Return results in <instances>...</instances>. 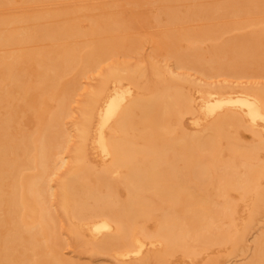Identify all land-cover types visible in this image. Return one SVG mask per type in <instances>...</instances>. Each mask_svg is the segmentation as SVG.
<instances>
[{"label":"bare ground","instance_id":"obj_1","mask_svg":"<svg viewBox=\"0 0 264 264\" xmlns=\"http://www.w3.org/2000/svg\"><path fill=\"white\" fill-rule=\"evenodd\" d=\"M152 2L162 26L153 37L156 50L165 49L176 68L208 76L264 73V0ZM102 7L88 28L79 22L88 14L69 8L0 16V47L7 46L0 54V264H80L63 257L60 221L50 204L51 177L69 143L65 119L80 78L115 52H140L131 29L151 23H128L124 10ZM193 20L208 23L194 29ZM38 41H49L40 46L48 49H23ZM14 45L22 48L9 50ZM148 61L150 78H143V65L126 59L109 65L86 93L73 166L58 184L61 215L68 224L72 219L69 236L76 234L81 250L113 255L119 264H170L177 253L196 259L226 244V264H264V227L257 225L264 217V84H203L154 57ZM186 115L197 130L185 129ZM24 116L36 119V130L20 131ZM240 128L258 141L242 144ZM88 144L105 162L100 170L87 162ZM232 192L249 200L246 214L238 215ZM240 253L248 257L235 262ZM215 256L201 264H220Z\"/></svg>","mask_w":264,"mask_h":264},{"label":"rangeland","instance_id":"obj_2","mask_svg":"<svg viewBox=\"0 0 264 264\" xmlns=\"http://www.w3.org/2000/svg\"><path fill=\"white\" fill-rule=\"evenodd\" d=\"M152 1L153 0H39V1H37V0H25V1H23V0H12V2H10V3L9 2H7V3L3 2L2 4H0V16H2V15L4 16L6 14H11V16H15V15L20 16V15H22V13L23 14H31V12L32 13L37 12L38 14H40L42 12V14H44L43 12H46V11L48 12V13L46 12L47 14H50L49 11L53 12L55 10H60V12H61V10L64 11L65 8L67 9V11L70 10L72 12H75L74 10H76V12H78L80 10L79 12H81V15H79V16H82L83 13L88 14V16L87 15L82 16L83 19H81V17H79L80 25L83 28H88L92 22L91 19L93 17H96L95 15H97L98 12L99 13L101 12V10L103 8L102 6L108 5V4H112V5H114V7L116 6V8L119 7L120 10H124L123 11L124 13L127 12L123 17L125 22L129 23V22L135 20V22L137 23L138 21L143 20V19H148L151 21V23H149L148 25H142V26L138 25V23H137L131 29V31L134 34L138 35L139 39L141 40L142 48L140 49V52L134 53L131 51H126V54L123 53V51L122 52L121 51L115 52L116 54L114 53V54H111L110 56H108V58L103 63H101L97 69L87 71V73L80 78L82 85L80 84L81 87L75 93H73V99L74 100H73L72 105H71L70 115L68 117H66V119H65L66 132L68 131L67 134L70 132L69 135L66 136V138L69 140V143H68V145H66L63 152L59 154V158L63 157V159H64L63 163L62 162L60 163L59 167L55 170L54 174L51 177L50 183L53 187V190H52L53 195L51 197L50 204H51L52 210H54L55 213L58 215L57 218H59V221H60V227H59L60 237H61V240L65 243L64 248L61 249V253H62L64 258H67L70 260L72 258H75L73 260L78 261V263H80V264H119V263H117L118 259H116V257L113 255H110V254H95L94 255L90 251L81 250L77 246L76 234L74 235L72 233L73 234L72 236H69V234H71V233L68 234V231H69L68 226L70 223H72L71 222L72 219L68 220L69 221V224H68L66 221L67 219H66L65 214H63L64 216L61 215L62 209L60 208L59 197H57L58 196L57 194L59 192V185L58 184H59L60 180L69 174V171L71 170V168L73 166V160H74V156H75L74 150H75V146H77V143L79 141L78 136H77L78 130H77V132L75 130L77 129V125H78L77 121H79L80 116H81L80 111H81L82 106L84 105L83 103L85 101L86 93L87 92L89 93V91L93 90L94 88H96L98 86V84H100L101 80L103 79V75L106 73V70L108 69L109 65L121 64L123 62V60L128 59V61H130L129 64H132V66L137 65V63H138V64L143 65L145 67V73H144L145 76L143 78L147 79V78L151 77V73H152V69L149 65L148 60L150 57H154L156 60H158L163 65H165V64L170 65L172 67V69H174L179 74H181V73L187 74L188 73V74L192 75V78H194L196 80L199 78L200 83H203V84H204V82H207L208 84L210 82L211 83L213 82L212 84H214V85L215 84H217V85L218 84L229 85L232 87L234 86V88H237L238 86H240V87L241 86H245V87L251 86L252 84H254V86L255 85L258 86V84H259V86L261 84H264V73L263 74L254 73L251 75L245 74L246 76L245 75L244 76H230V75H224V74H218L215 76H208V75L203 74V73H201L197 70H194V69L176 68L173 60L167 55V52L165 49L162 48V49L156 50V43H155L153 37L156 34H158V32L160 30H162V26L158 25L155 21V17L158 15V13H160V7L158 6V4H155ZM87 6H89V8H91V9H86ZM96 6H98V7H96ZM108 7L110 8V5ZM60 8H62V9H60ZM63 8H64V10H63ZM68 8H69V10H68ZM92 8H93V10H95V8H97L96 12H93V11L90 12L92 10ZM100 8H101V10H100ZM109 8L108 9L105 8V9L116 10L113 7H111V9H109ZM119 9H117V10H119ZM130 9H134L136 14L128 13V10H130ZM24 11H26V12H24ZM12 13H13V15H12ZM55 13H56V11H55ZM75 14H77V13H75ZM203 22L205 24L208 23V22H206V20H202V21L201 20L200 21L199 20H193L192 22H190L188 24L191 25L192 28L198 29V28H200L199 26H202V24H204ZM234 33L235 32L227 33L225 35V37H230V36L234 35ZM77 38L81 39V40H79V42H81V43H83L82 41L85 40L84 36H83V38H81L79 36ZM85 38H86V36H85ZM87 38L89 39V37H87ZM87 38H86V41L88 40ZM82 39H84V40H82ZM45 42L50 43L49 41H38V42H31V43H26L23 45L20 44V45H22L24 47L23 49L28 47V49L30 50V48L33 47V50H35V48L36 49L40 48V46H47V45H45ZM20 45L9 46V47H11L9 50H11L13 47H14V49L22 48V46H20ZM182 45L185 46V42H183ZM49 46H50V44H49ZM6 47L7 46L0 47V54L4 50V49L2 50V48H6ZM202 47L204 49V52L208 53V50L210 47V42L203 43ZM45 48H47V47H43V48L41 47L40 49H45ZM29 71L32 74L34 70L31 68ZM33 79H35V77L33 75H30V80L32 81ZM144 80H142V82L146 81V80L145 81ZM127 81L128 80H125L123 82L127 83ZM186 88L189 90H192V88L189 84L186 85ZM138 89H140V88L135 87L134 93L136 95L137 94L140 95V92H141V94H143V90L140 89L141 91H139ZM192 91H194L196 93L195 89H193ZM50 100L48 101V104H49V107H52L55 105V103H54V101H52V100L50 101ZM50 103H53V104H50ZM0 108H1L0 112L4 111L2 107H0ZM22 116L23 115H21V117ZM21 119L22 120H20L18 122L20 124L22 123L21 125L19 124L20 126L16 123V125L19 126V128L21 130L18 127H16V128H18L20 131L23 130V132L26 131V133H31L37 129L36 119H32V118L28 119V117L26 118L25 116ZM184 119L186 120V121H184V127H185V129L189 130V132L192 130L195 131L198 129L195 125H193V123H190L191 122L189 120L190 115H188V116L186 115ZM203 124H204V122H203ZM239 135L242 138V140H241L242 144H245V145L247 142H248V144H252V143L255 144L258 141L257 137H256L257 141L256 140L252 141L253 140L252 135H254V134H252L251 131H248V130L243 129V128L242 129L240 128ZM254 137H255V135H254ZM250 140H251V142L249 143ZM86 151L88 154L87 162L89 164H91V166H94L95 168H96V166H98V169H99V167L102 168L103 167L102 163H105V162H103V160L101 159L100 156L96 155L93 152L92 146L90 144H88L86 146ZM260 152H261L260 156L262 158H264L263 150H261ZM101 160H102V163H101ZM100 165H102V166H100ZM28 172H30V171H28ZM3 187H4L3 190H9L10 189L8 187L6 181L3 182ZM118 191H119L118 193L121 192L120 193L121 196H123V197L125 196V191H124L123 187H120L118 189ZM235 193L232 192L233 198H234V196H237L239 198L240 197L239 194H237V192H235ZM237 197H235L234 200H236V201L239 200L238 203L240 205L238 204L239 208L237 209L238 215H240L243 211H245L244 213L246 214L247 209H245V208L248 207L250 202L248 203L247 201H249V200L244 199V201H245L244 202L243 199L241 201V198L236 199ZM246 202L248 203V205L246 204ZM74 220L75 219H73V221ZM239 220H241V219L239 218ZM76 221L77 220H75L73 222V224L76 223ZM241 222L242 221H239L238 223L241 224ZM78 223L79 222H77L76 224H78ZM76 224H74V225H76ZM154 224H155V220L153 221L152 219L147 222V225L150 228H153ZM257 225L259 226V228L264 227V217L261 218V222L257 223ZM66 228L68 229V231ZM255 228H254L255 230L253 229V231L251 232V234L252 233L253 234L249 235L250 244L252 243L251 241L254 237L253 235L254 234L256 235L257 231L259 232V230H258L259 228L258 227H255ZM6 229H7V226L6 227L4 226L3 231H5ZM249 240H248V242H249ZM226 245H224V246L220 245V247L215 246L214 248H211L212 251H210V249H208L209 251L206 250V253L202 252L201 255H199L201 257L198 256V258H196V259L195 258L191 259L189 257L183 256V254L177 253L173 257H171L170 264H201V263H203L204 260L206 261L208 259V256H209V258H211V257L213 258L217 254V256H215V257H219L221 255L222 251H223L224 255H223V257H222V255L220 256V258L222 257L220 264H226L224 262V259H225L224 257L226 255L225 252L230 250V246L228 245L226 247ZM211 253H213L214 255H212ZM210 254H211V256H210ZM247 255H248V253L247 254L240 253V256L236 257L234 261L235 262L237 261L238 263L243 262L248 257ZM125 260H127V259H125Z\"/></svg>","mask_w":264,"mask_h":264}]
</instances>
